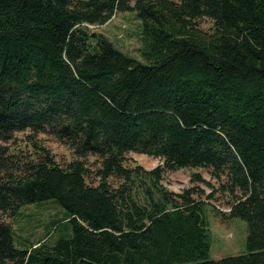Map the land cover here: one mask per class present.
<instances>
[{"label": "trees", "instance_id": "16d2710c", "mask_svg": "<svg viewBox=\"0 0 264 264\" xmlns=\"http://www.w3.org/2000/svg\"><path fill=\"white\" fill-rule=\"evenodd\" d=\"M117 12L142 21L145 62L89 28ZM28 129L32 152L0 145V264H264V0H0V139ZM130 152L161 163L127 164ZM182 168L219 186L194 172L168 189ZM218 191L248 251L211 259L202 198ZM47 199L71 235L18 248L3 216Z\"/></svg>", "mask_w": 264, "mask_h": 264}, {"label": "rangeland", "instance_id": "374dc122", "mask_svg": "<svg viewBox=\"0 0 264 264\" xmlns=\"http://www.w3.org/2000/svg\"><path fill=\"white\" fill-rule=\"evenodd\" d=\"M204 28H209L210 20H201ZM92 31L99 32L107 36L116 48L127 55L145 62L142 54V21L134 12H117L105 25L92 26ZM31 130L16 132L14 138L8 142L0 139V145H7L13 152H32L33 148L29 144ZM37 140L48 147L55 155L56 159L65 164L73 159V152L64 143L60 142L55 136L48 133H40ZM132 160L142 164L145 168L151 169L161 163L159 158L130 152L126 163ZM91 162L95 163L96 158L91 157ZM194 172L200 173L206 180L218 187V181L211 177L210 171L205 168L191 169L182 168L176 171H169L165 175L164 184L168 189L180 193L183 189L191 187L194 183L191 180ZM206 193L211 191V187L204 183H199ZM195 198H199L195 196ZM229 194L221 191L216 192L215 198L206 200L214 205V209L209 206L206 208V218L211 233L210 258L221 259L246 253L248 226L242 218L233 217L224 219L221 214L216 212H227L228 202L231 200ZM215 210V211H214ZM4 220L10 222L14 228V242L20 249L27 248L30 244L37 243L39 240L45 241L49 245H54L61 237L71 235V225L67 222L66 210L55 199H47L27 204L21 208L13 218L3 216ZM188 264V263H185Z\"/></svg>", "mask_w": 264, "mask_h": 264}]
</instances>
